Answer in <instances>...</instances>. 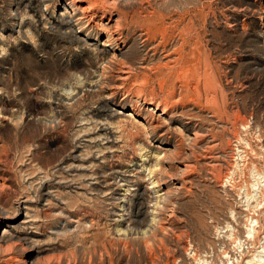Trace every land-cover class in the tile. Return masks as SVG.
Returning <instances> with one entry per match:
<instances>
[{"label": "rangeland", "instance_id": "obj_1", "mask_svg": "<svg viewBox=\"0 0 264 264\" xmlns=\"http://www.w3.org/2000/svg\"><path fill=\"white\" fill-rule=\"evenodd\" d=\"M69 1L0 0V207L30 196L35 259L264 264V0L118 1L115 37Z\"/></svg>", "mask_w": 264, "mask_h": 264}, {"label": "bare ground", "instance_id": "obj_2", "mask_svg": "<svg viewBox=\"0 0 264 264\" xmlns=\"http://www.w3.org/2000/svg\"><path fill=\"white\" fill-rule=\"evenodd\" d=\"M93 1V0H92ZM123 0H105L102 4V8L105 12L112 13L115 9L120 13V15H113L108 14L107 21L104 22L106 30L110 32L112 36L115 37L117 33L119 32L121 28L122 17H127L126 13L123 10H119V3ZM70 4L78 11H81L82 15L84 17H88L89 19H94L95 13L91 12V10L96 6V3H85L84 0H70ZM100 3V2H99ZM102 3V2H101ZM134 3L140 4L137 0H134ZM136 4V5H137ZM125 5V4H123ZM122 6V5H121ZM133 6V5H132ZM132 8V7H131ZM149 8V7H148ZM156 12V11H155ZM137 13V12H136ZM124 14V16H123ZM141 15V14H140ZM136 16V15H135ZM161 16V15H160ZM159 16V17H160ZM172 16V15H171ZM83 17V18H84ZM130 17V16H129ZM165 19V18H164ZM143 28L150 27V28H156L158 30V23L160 20L156 18V16L153 14V11L151 14H145L141 17ZM141 20L139 22H141ZM80 22V21H79ZM103 22V21H102ZM101 22V23H102ZM126 22V21H125ZM165 24V21H162ZM181 22V21H180ZM99 24V23H98ZM126 24V23H125ZM140 24V23H139ZM162 24V23H161ZM192 25V24H191ZM125 26V25H124ZM137 26V25H136ZM135 26V27H136ZM161 26V25H160ZM166 26V25H165ZM123 27V26H122ZM187 27V26H186ZM126 28V27H125ZM128 28V27H127ZM149 28V29H150ZM185 28V27H183ZM144 30V29H143ZM160 30V29H159ZM158 30V31H159ZM165 31V30H163ZM179 31V30H178ZM190 32V31H189ZM148 33V32H147ZM152 33V32H151ZM144 34V33H143ZM166 34V33H165ZM148 35V34H147ZM150 36V35H149ZM170 36V35H169ZM173 36V34H172ZM113 37V38H114ZM149 38V37H148ZM167 38V37H166ZM174 38V37H173ZM111 39V38H110ZM154 39V38H153ZM165 39V38H164ZM177 39V38H176ZM152 40V39H151ZM167 40V39H166ZM165 40V41H166ZM156 41V40H155ZM169 41V40H168ZM173 41V40H172ZM163 42V41H162ZM170 42V41H169ZM179 42V40H178ZM176 45V44H175ZM165 46V45H164ZM156 48V47H155ZM166 48V47H165ZM176 48V47H175ZM151 49H154L153 47ZM171 50V49H170ZM164 51V50H163ZM157 52V51H156ZM177 52V51H176ZM161 53V52H160ZM172 54V53H170ZM168 55L166 58L171 61V55ZM174 54V52H173ZM179 54V53H178ZM181 57V56H180ZM187 62V61H186ZM165 63V62H164ZM163 63V64H164ZM176 63V62H175ZM170 64V63H169ZM174 64V63H173ZM178 65V64H177ZM180 65V64H179ZM184 65V64H183ZM176 67V66H175ZM181 67V66H180ZM183 67V66H182ZM167 68V67H166ZM174 68V67H173ZM181 70V69H180ZM124 71V70H123ZM183 72V71H181ZM124 73H126L124 71ZM128 76V75H127ZM167 76V75H166ZM153 100L151 99V102H148L146 104V110L152 111L153 117L159 118L161 115H165L166 108L160 109V106H155L153 108ZM160 104V103H159ZM157 104V105H159ZM129 110V109H128ZM138 115L137 110L135 108H130L128 116L134 117ZM157 115V116H155ZM146 124L150 125L153 128H159L157 124H154V121L148 119L146 120ZM199 138L197 134H194V137L192 139ZM169 151V149L165 150V154ZM179 155V154H178ZM206 157V156H205ZM210 158V156H209ZM212 162V161H211ZM185 163V162H184ZM190 166L189 162L185 163L184 168H188ZM191 167V166H190ZM173 172V170H172ZM171 172V173H172ZM178 172V171H177ZM47 173V172H46ZM168 173V172H167ZM44 172L41 171V173H38L35 176L30 177L31 180H38L40 183L43 182V178L40 176L43 175ZM165 174V173H164ZM183 175L182 173H180ZM147 175L149 176V182L151 184V188L157 187V184L160 182L159 180H156L154 178L155 175V169H149L147 170ZM175 175V174H174ZM167 174L162 178L163 185H166V189H164L161 194H158V196L163 200H166L170 197L172 190L170 191V188L167 186L169 183H171L172 180H175L176 176ZM46 176V175H45ZM179 176V175H178ZM51 177V176H50ZM175 177V178H173ZM5 178H0V189H4L6 185ZM161 180V179H160ZM5 181V182H4ZM93 182V181H92ZM173 182V181H172ZM183 182V181H182ZM177 186V184L175 185ZM177 189L181 187H175ZM174 188V189H175ZM163 189V188H162ZM26 195V194H25ZM27 196L20 197V199L17 201V206L15 207V213H12L5 207H0V264H63L70 262L66 256H58L55 258V260L51 263L49 259H35V256L39 254L43 249L41 248V242L38 239L37 235L38 232L36 231L41 224V219L35 215L34 213V207L32 206L33 201ZM161 200V201H162ZM163 200V202H164ZM158 201V200H157ZM159 206V205H158ZM157 207V206H156ZM11 210V208H10ZM23 210L24 213L21 214V219L19 221L18 225H10L9 222H11V219H16V217L19 214V211ZM20 216V215H19ZM152 224L153 226H156V219L155 217L152 218ZM4 228V229H3ZM157 229V228H156ZM15 230V234L11 233V231ZM162 233V231H157V233ZM31 233H35V235H31Z\"/></svg>", "mask_w": 264, "mask_h": 264}]
</instances>
